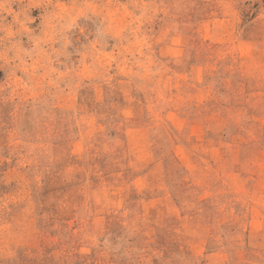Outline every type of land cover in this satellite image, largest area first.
Wrapping results in <instances>:
<instances>
[{"label": "rangeland", "instance_id": "374dc122", "mask_svg": "<svg viewBox=\"0 0 264 264\" xmlns=\"http://www.w3.org/2000/svg\"><path fill=\"white\" fill-rule=\"evenodd\" d=\"M0 264H264V0H0Z\"/></svg>", "mask_w": 264, "mask_h": 264}]
</instances>
